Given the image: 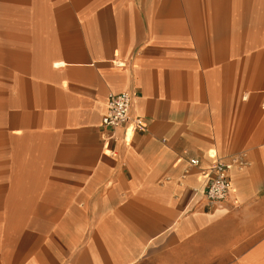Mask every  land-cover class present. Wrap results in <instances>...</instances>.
I'll return each instance as SVG.
<instances>
[{"label": "crops", "instance_id": "1", "mask_svg": "<svg viewBox=\"0 0 264 264\" xmlns=\"http://www.w3.org/2000/svg\"><path fill=\"white\" fill-rule=\"evenodd\" d=\"M0 264H264V0H0Z\"/></svg>", "mask_w": 264, "mask_h": 264}, {"label": "built area", "instance_id": "2", "mask_svg": "<svg viewBox=\"0 0 264 264\" xmlns=\"http://www.w3.org/2000/svg\"><path fill=\"white\" fill-rule=\"evenodd\" d=\"M131 105L132 95L129 90L110 92L107 96L106 110L101 118L102 125L123 128L131 121L135 129H143L142 119L140 116L132 114ZM198 162L197 157L189 159L191 165H196ZM229 165L221 159H216L212 163L204 187V195L208 203H220L232 188L231 180L227 174Z\"/></svg>", "mask_w": 264, "mask_h": 264}]
</instances>
